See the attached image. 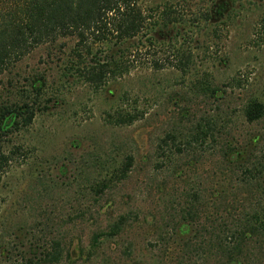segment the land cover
Here are the masks:
<instances>
[{
	"label": "rangeland",
	"instance_id": "rangeland-1",
	"mask_svg": "<svg viewBox=\"0 0 264 264\" xmlns=\"http://www.w3.org/2000/svg\"><path fill=\"white\" fill-rule=\"evenodd\" d=\"M137 2L150 27L123 47L131 69L99 90L75 71L73 38L0 75V108L34 114L0 128V264H226L244 234L240 263L264 264V237L240 233L254 212L264 220V116L244 115L264 99V0L220 14L221 0ZM168 6L181 26L152 25ZM175 46L192 52L185 73L166 63ZM118 111L138 119L112 125ZM98 233L113 235L93 247Z\"/></svg>",
	"mask_w": 264,
	"mask_h": 264
},
{
	"label": "trees",
	"instance_id": "trees-1",
	"mask_svg": "<svg viewBox=\"0 0 264 264\" xmlns=\"http://www.w3.org/2000/svg\"><path fill=\"white\" fill-rule=\"evenodd\" d=\"M228 3L229 0H221V5L218 7L214 5L209 9L215 11L217 7L219 10L215 14H220L221 9H226ZM200 12L201 19L207 22L211 17L210 11ZM148 16L138 6L137 0H0V75L37 47L56 43L59 39L73 38L76 40L73 55L78 61L75 71L90 87L99 90L108 80L131 69V62L123 57V47L128 41L143 35L144 30L148 31L150 27L147 22ZM181 21L175 8L168 6L162 11L160 20L152 25H158L159 29H167L169 26H181ZM193 21L199 22V19L194 18ZM149 44H153L152 40H149ZM94 47H98L96 52ZM174 50L173 60H166L167 65L182 73L187 72L192 64V52L176 46ZM151 64L156 69L165 66L156 60ZM209 92L211 95L218 93L216 89H209ZM244 113L250 123L260 120L264 116V99L251 100ZM10 114L15 115L12 125H17L16 120L21 115L25 116L23 120L27 125L34 115L27 104L14 112L0 108L1 129L4 119ZM106 118L112 125L129 126L138 119V114L118 111L111 115L107 114ZM169 140H173L171 135L162 140L163 146L166 147ZM159 149L161 153L158 155L161 157L164 149L162 147ZM3 160L6 161L7 158L1 156L0 164ZM130 167L131 158L121 170V176L125 177ZM262 191L264 192V189ZM197 213L194 212V215L199 216ZM253 216L251 223L243 225L241 235L246 232L251 238L264 237V220L255 212ZM108 235L113 234H96L92 239L93 247H96L100 238ZM243 236H235L238 240L236 239V247L233 250L223 251L221 247V244L225 245L223 240L217 242L216 247L212 240L208 243L212 249L217 248L219 253L235 251L229 255L226 264H241L238 256L242 254L239 247L245 245L242 243L243 239H240Z\"/></svg>",
	"mask_w": 264,
	"mask_h": 264
},
{
	"label": "flooded vegetation",
	"instance_id": "flooded-vegetation-1",
	"mask_svg": "<svg viewBox=\"0 0 264 264\" xmlns=\"http://www.w3.org/2000/svg\"><path fill=\"white\" fill-rule=\"evenodd\" d=\"M14 116H15L14 114L8 115L3 121V126L10 127L14 122L13 120H15ZM8 121H10V122L7 123Z\"/></svg>",
	"mask_w": 264,
	"mask_h": 264
}]
</instances>
